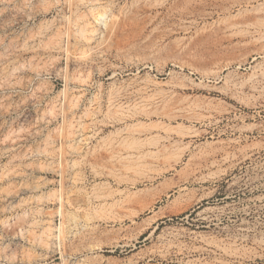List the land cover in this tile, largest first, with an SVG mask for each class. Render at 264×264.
<instances>
[{
	"label": "rangeland",
	"instance_id": "obj_1",
	"mask_svg": "<svg viewBox=\"0 0 264 264\" xmlns=\"http://www.w3.org/2000/svg\"><path fill=\"white\" fill-rule=\"evenodd\" d=\"M175 3L0 0V264H264V79L221 92L264 73L258 15ZM215 141L209 181L131 184L133 156L153 170Z\"/></svg>",
	"mask_w": 264,
	"mask_h": 264
},
{
	"label": "bare ground",
	"instance_id": "obj_2",
	"mask_svg": "<svg viewBox=\"0 0 264 264\" xmlns=\"http://www.w3.org/2000/svg\"><path fill=\"white\" fill-rule=\"evenodd\" d=\"M208 2H209V0H176V3L174 5V9L177 10V11L179 10L181 19H201L203 17V15H206V12L204 14V12L201 10V8L203 7V9H204V6L206 4H209ZM249 3H251L253 5V7L250 10L254 11L258 15L256 19H252L253 22L250 25H253L251 27H254V29L256 31H259V33H261L259 38L263 39L264 38V1L261 2L260 0H249ZM253 3H256V4H253ZM225 9H227V8H225ZM5 76H7V73L4 72V70H1L0 71V89H2V87H5V85L7 84V82L5 84V81H4V79H6ZM8 78H9V76H8ZM253 78L251 77L249 79L251 80ZM259 78L264 79V73L261 74V75L258 74L257 79L255 81L251 80L250 82L247 81V82H243V83H240V84H237V83L234 84L233 83L231 89L230 88L222 89V91H221L222 95L225 98L234 100V101L239 102V103H243V95H245L249 91H252L254 93L258 92V90H259V86H258L259 82L257 80ZM252 95H254V94H252ZM257 127L258 126H256V125L246 126V127L243 126V127H241L240 130H241V132H245V134H246V132H248V133L253 135V134L256 133V129H258ZM234 129H236V128H234ZM241 138H243V137H241ZM236 139H237V137H236ZM237 141L239 143V140H235V143ZM221 144H222V141H219V142L215 141L214 143L213 142H206V143L203 144L202 147L205 148V146H207V147H210L211 150L206 151L204 153H200V154H198V153L195 154V153L190 152L189 146L187 145L183 149V151L181 152V154L179 155V157L176 160L171 161V162H167L162 167L155 168L153 170L152 169L150 170L149 169L150 167L149 168L146 167L147 165L144 164L145 161L143 160V156L142 155L141 156L140 155L139 156H133L131 158V163H128V164H131V166H132V167H130L129 170L131 171L132 174H135V178H133V180L131 181V184L135 185V184H137L140 181L150 182V183L153 184V183H156L157 180L161 179L162 177L165 178V180L171 179L172 181H175L174 180L175 176H177V180L174 183V185H176V187L178 185H180V187H182V186H187V185H191V184H194V183H205V182L209 181V179H211L210 176L206 175V176L197 177L198 173H200V175H201V172L205 168H207V167H209L211 165H214L216 163L217 157H219V158H221V157L228 158L227 156H229V154L226 153L227 148L225 150L224 146L221 145ZM230 147H232V146H230ZM188 152H190V153H188ZM111 153H114V152H111ZM112 155L114 156V154H112ZM186 156H187V159H186ZM198 156H200V157H198ZM114 158H116V157H114ZM197 159H200V161L195 163ZM124 162H126V161H124ZM128 162H130V159H129ZM119 164H121V163H118L117 165H119ZM128 164H127V167H128ZM180 164H181L182 167H181V169H178V166ZM113 165H116V164H113ZM117 165H116V167H117ZM141 167H144L146 170H144L142 173H139L138 169L141 168ZM124 170H125V168H124ZM126 170H127V168H126ZM184 170L189 171V174L186 175V176H181V174H182V172ZM109 172L110 171H108V173ZM171 172L173 173V175L168 178L167 174H169ZM127 201H128V199L124 200V202H127ZM113 205H114V203H113ZM110 206H112V205H110ZM154 206H155V202L154 203L152 202L151 206L143 207L140 210H138V212L135 211L134 213H132L130 215H127V216L129 218L133 219L138 213H142L143 211H145L147 209L151 210V209L154 208ZM154 218L155 217H151L150 220L154 219ZM214 245H216V247L218 249H220V250H222L224 252H227L229 254H231V251H233L231 249L232 245L231 246L229 245L228 248H226L225 245H222V244H220L219 242H216V241L214 242Z\"/></svg>",
	"mask_w": 264,
	"mask_h": 264
}]
</instances>
